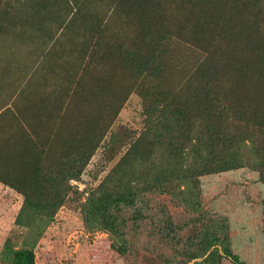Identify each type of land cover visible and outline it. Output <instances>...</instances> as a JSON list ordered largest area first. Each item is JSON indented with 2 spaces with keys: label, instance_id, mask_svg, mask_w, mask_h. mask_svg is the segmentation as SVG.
I'll list each match as a JSON object with an SVG mask.
<instances>
[{
  "label": "rangeland",
  "instance_id": "1",
  "mask_svg": "<svg viewBox=\"0 0 264 264\" xmlns=\"http://www.w3.org/2000/svg\"><path fill=\"white\" fill-rule=\"evenodd\" d=\"M22 249L264 264V0H0V264Z\"/></svg>",
  "mask_w": 264,
  "mask_h": 264
},
{
  "label": "trees",
  "instance_id": "2",
  "mask_svg": "<svg viewBox=\"0 0 264 264\" xmlns=\"http://www.w3.org/2000/svg\"><path fill=\"white\" fill-rule=\"evenodd\" d=\"M225 262L226 264H240L238 257L230 255L225 257ZM10 264H36V254L31 249L16 250L13 253V259Z\"/></svg>",
  "mask_w": 264,
  "mask_h": 264
}]
</instances>
